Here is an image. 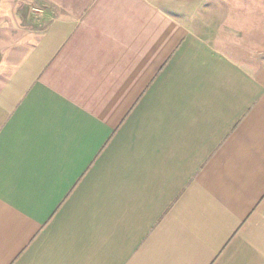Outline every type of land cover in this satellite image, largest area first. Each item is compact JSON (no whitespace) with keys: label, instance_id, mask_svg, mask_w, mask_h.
Listing matches in <instances>:
<instances>
[{"label":"crops","instance_id":"crops-1","mask_svg":"<svg viewBox=\"0 0 264 264\" xmlns=\"http://www.w3.org/2000/svg\"><path fill=\"white\" fill-rule=\"evenodd\" d=\"M229 3L0 0V264H264V52L226 50Z\"/></svg>","mask_w":264,"mask_h":264},{"label":"rangeland","instance_id":"rangeland-1","mask_svg":"<svg viewBox=\"0 0 264 264\" xmlns=\"http://www.w3.org/2000/svg\"><path fill=\"white\" fill-rule=\"evenodd\" d=\"M33 9H38L33 12ZM230 14V29L235 33L228 34L230 36V44L226 49L230 55L236 59L251 61L258 59L260 53H263L264 32L248 33L247 30L258 29V25L264 30V2L259 0H230L229 5L220 4V10ZM43 8L37 5H31L28 8V20L35 21L40 18ZM255 18H254V17ZM256 26V28H253Z\"/></svg>","mask_w":264,"mask_h":264},{"label":"built area","instance_id":"built-area-1","mask_svg":"<svg viewBox=\"0 0 264 264\" xmlns=\"http://www.w3.org/2000/svg\"><path fill=\"white\" fill-rule=\"evenodd\" d=\"M38 11V9H33V12H37Z\"/></svg>","mask_w":264,"mask_h":264}]
</instances>
